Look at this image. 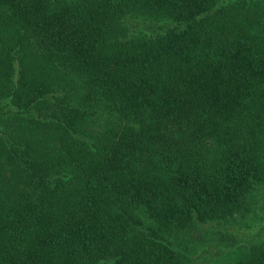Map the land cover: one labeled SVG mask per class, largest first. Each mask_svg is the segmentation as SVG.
Masks as SVG:
<instances>
[{
  "label": "trees",
  "instance_id": "1",
  "mask_svg": "<svg viewBox=\"0 0 264 264\" xmlns=\"http://www.w3.org/2000/svg\"><path fill=\"white\" fill-rule=\"evenodd\" d=\"M3 121L0 264H264V0H0Z\"/></svg>",
  "mask_w": 264,
  "mask_h": 264
},
{
  "label": "rangeland",
  "instance_id": "2",
  "mask_svg": "<svg viewBox=\"0 0 264 264\" xmlns=\"http://www.w3.org/2000/svg\"><path fill=\"white\" fill-rule=\"evenodd\" d=\"M0 126L4 127L6 126V123L5 121H3V123H0ZM260 214L262 216V220L260 223L264 222V209L263 210H260ZM259 225V223H254L252 225V227H243V226H238V225H228V226H224L222 229L225 230V231H229L232 234V236L238 241H242L243 239L242 238H245V237H249V235L255 231L256 227ZM209 244H212V243H206L205 245H203L201 247V249H204V247L206 245H209ZM211 247L207 248L205 251H201V254L203 256H205L206 258H209V253H208V250H210ZM196 261H198V259H194V263H196Z\"/></svg>",
  "mask_w": 264,
  "mask_h": 264
}]
</instances>
